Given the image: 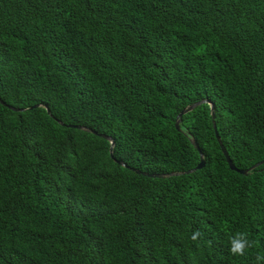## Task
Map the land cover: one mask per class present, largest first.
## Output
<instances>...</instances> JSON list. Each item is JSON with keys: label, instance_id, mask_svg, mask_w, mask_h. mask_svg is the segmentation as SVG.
Wrapping results in <instances>:
<instances>
[{"label": "trees", "instance_id": "1", "mask_svg": "<svg viewBox=\"0 0 264 264\" xmlns=\"http://www.w3.org/2000/svg\"><path fill=\"white\" fill-rule=\"evenodd\" d=\"M0 98V264L264 256V0H0Z\"/></svg>", "mask_w": 264, "mask_h": 264}, {"label": "water", "instance_id": "2", "mask_svg": "<svg viewBox=\"0 0 264 264\" xmlns=\"http://www.w3.org/2000/svg\"><path fill=\"white\" fill-rule=\"evenodd\" d=\"M205 100L207 101V99H199V100H196V101H194V102H191V103L186 104L185 106H183V107L177 112V114H176L175 121H174V125H175V127H176L177 129H179V127H178V121L180 120V117H181V114H182V113H184V112L190 110L193 106H195L196 104H198V103H200V102H202V101H205ZM0 103L3 104V105H5V106H7V107H9V108H12V109H23L22 107H14V106H12V105L6 103L5 101H3L1 98H0ZM209 104H210V105H209V109H210V117H211V123H212V128H213L214 136H215V138H216V141L218 142V145H219V147H220V150L222 151V153H223V155H224V157H225V160H226V162H227L229 168H230V169H233V170H236V171H238V172H240V173H246L251 167L255 166V165H256L257 163H259L260 161H259V162H255V163H253V164L250 165L249 167H243V168H238V167H236V166L233 164V162H232L231 159L229 158V155H228V153H227V150L225 149V147H224V145H223V143H222V141H221V139H220V137H219V134H218V132H217L216 125H215V122H214V119H213V118H214L213 105H212V103H209ZM35 105H36V104H33V105H31V106H35ZM45 109H46L47 112H49V109H48V107H47L46 105H45ZM77 126H78V127H81V128L88 129V130H90V131H92V132H94V133H98V134L101 135V136H104V137H106V138H109L108 135H105V134L100 133V132H96L95 130H92V129H90V128L82 127V126H80V125H77ZM191 142H192L193 146L197 149L198 154H199V160H198V162H197L193 167H191V168H188V169H186V170H180V171H168V172H149V171H145V170H139V169H137V168H131V169H133L134 171H136V172H138V173H142V174H144V175L163 177V176H168V175H171V174H178V173H182V172H189V171H191V170H193V169H195V168H199V167H201V166L203 165V163H204V162H203V157H202V152H201L200 149L198 148V145H197V143H196V141H195L194 139H191ZM112 143H113V141L110 140V146H109V153H110V155H111V146H112ZM117 162H120V161L117 160ZM122 164H123V163H122Z\"/></svg>", "mask_w": 264, "mask_h": 264}, {"label": "clouds", "instance_id": "3", "mask_svg": "<svg viewBox=\"0 0 264 264\" xmlns=\"http://www.w3.org/2000/svg\"><path fill=\"white\" fill-rule=\"evenodd\" d=\"M201 235L202 234L199 230H195L193 231L190 239L192 241H197L200 239ZM228 244V251L233 257H243L246 254V250L253 247V242L249 240V234L241 231H238L234 235L230 236ZM255 259L257 264H261V262L264 261V256L257 254Z\"/></svg>", "mask_w": 264, "mask_h": 264}]
</instances>
